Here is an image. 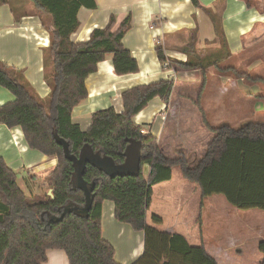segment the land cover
<instances>
[{"label": "trees", "instance_id": "16d2710c", "mask_svg": "<svg viewBox=\"0 0 264 264\" xmlns=\"http://www.w3.org/2000/svg\"><path fill=\"white\" fill-rule=\"evenodd\" d=\"M1 1L15 8L11 0ZM30 1L45 25L49 19L50 42L43 49V58L44 78L51 90L41 97L22 70L0 61V86L15 95L14 101L0 106V123L20 127L30 148L56 156L58 164L44 177L31 174L34 183L23 189L17 173L0 157V264H44L52 249L65 251L69 264H120L114 246L102 234L105 200L114 202L118 221L145 233V250L132 264H218L203 245L193 246L180 233L169 234L148 225L153 189L171 180L174 168L179 167L187 180L199 185L203 198L222 194L237 208L264 210V122L251 121L239 128L228 124L216 127L203 112L206 126L214 133L204 154L193 165L183 153L167 157L157 137L143 133L134 117L156 97L170 101L175 80L168 79L126 89L122 92V112L113 107L100 109L93 113L89 129L83 130L72 114L88 97L86 79L98 71V64L111 56L118 75L139 71L137 59L123 42L132 27L131 15L120 23L112 15L105 27L93 29L87 41L76 43L71 35L80 27L79 11L83 7L97 9V0ZM192 1L199 6V0ZM212 20L215 41L229 55L222 21L217 15H212ZM190 47L193 52L185 49L189 58L177 61L179 67L205 71L213 65L221 73L230 69L218 65L221 57L202 58L193 43ZM156 52L162 63L171 61L161 43ZM54 129L70 143L71 153L79 155L89 143L117 163L124 161L127 139L142 140L140 175L111 178L88 164L84 180L95 182V197L90 210L83 211L84 191L72 190L74 167L56 142ZM145 166L149 171H144ZM49 189H53V197ZM66 207H76L77 213L70 211L61 221L48 224V213L60 216ZM153 219L162 222L160 216ZM258 248L263 254L260 264H264V240Z\"/></svg>", "mask_w": 264, "mask_h": 264}, {"label": "crops", "instance_id": "0c3cea01", "mask_svg": "<svg viewBox=\"0 0 264 264\" xmlns=\"http://www.w3.org/2000/svg\"><path fill=\"white\" fill-rule=\"evenodd\" d=\"M11 2L15 8L10 3L0 2V61L22 70L35 91L41 97H46L51 89L44 78L43 49L50 42L49 19L46 18L45 25L32 2ZM97 4L94 10L85 7L80 9V27L71 35V39L76 43L85 42L93 29L105 27L112 15L117 17L118 23L131 15L132 27L123 42L137 59L139 71L118 75L111 56L98 64V71L86 79L88 97L72 114L73 121L83 130L89 129L93 113L100 109L113 107L117 112H122V92L126 89L162 80H175L170 78L176 70L175 65L172 61L162 63L159 60L156 52L158 43L163 45L170 60L187 61L189 56L185 49L193 52L190 47L193 40L203 45L201 50L196 49L198 56L205 58L214 55L223 60L227 52L221 48L220 42L215 41L212 15L219 16L222 21L230 55L243 53L256 42L264 47V0H199V6L192 0H97ZM214 43L218 44L217 47L204 48ZM192 69L196 73L201 71L203 76L210 72L214 73L213 76L218 75L223 85L228 81L224 71L221 73L213 65L205 71L200 67ZM240 80L245 81L244 78ZM224 90L225 87L221 91ZM183 94L186 98L181 101H173L171 95L168 103L158 97L154 98L134 117V121L145 133L157 137L162 150L164 146L175 147L176 154L188 156L189 147H193L203 136L210 135L211 139L213 132L207 126L205 130L192 128L197 109H201L202 114L204 111L200 105L196 106V101L189 100L192 96L188 92ZM14 100L15 95L0 86V106ZM166 156L169 157L168 154ZM0 157L17 173L18 184L23 189H26L27 184L34 183L28 176H24L26 171L44 177L58 164L56 156H48L30 148L20 127H9L3 123H0ZM164 195L166 202L173 201L170 194ZM209 197H202L203 202ZM181 217L168 224L162 219L161 223H157V228L169 234L180 233L190 243L192 226L187 216ZM102 234L114 246L115 258L120 264H132L145 250L144 231H135L131 225L118 221L115 217V204L111 200H105L102 204ZM203 246L208 252L206 245ZM44 264H69V260L65 251L52 249L48 251V259Z\"/></svg>", "mask_w": 264, "mask_h": 264}, {"label": "rangeland", "instance_id": "374dc122", "mask_svg": "<svg viewBox=\"0 0 264 264\" xmlns=\"http://www.w3.org/2000/svg\"><path fill=\"white\" fill-rule=\"evenodd\" d=\"M193 44L197 50L203 48L197 40H193ZM217 45L214 43L204 48L212 49ZM263 59L264 47L257 42L238 55H224L218 65L230 67L224 71V76L228 77L226 85L219 81L218 75L213 76L214 73L210 71L203 76L201 71L196 73L192 68H180L177 61L171 59L176 69L170 75L176 81L173 101H181L186 98L183 93L188 92L192 96L189 100L196 101V106L202 107L211 126L228 124L239 128L251 121L264 122ZM192 125L194 129L205 130L201 109H197ZM146 129L149 131L148 126ZM211 139L210 135L203 136L193 147H189V155L186 157L191 165L204 154ZM163 152L169 157L177 153L175 147L169 146H164ZM30 175L27 171L24 174L31 179ZM153 190L152 204L147 212L149 226L158 230L154 216H160L165 224L173 223L175 218H182L181 215L187 216L193 232L190 244L206 245L208 253L218 264H260L263 260L258 245L264 240V210L237 208L222 194H215L203 202L199 186L185 179L179 167L174 168L171 181L157 184ZM165 193L173 197L171 203L165 201Z\"/></svg>", "mask_w": 264, "mask_h": 264}, {"label": "water", "instance_id": "95a60500", "mask_svg": "<svg viewBox=\"0 0 264 264\" xmlns=\"http://www.w3.org/2000/svg\"><path fill=\"white\" fill-rule=\"evenodd\" d=\"M53 136L56 142L62 146L65 157L70 160L73 164L74 171L72 175L71 185L72 190L81 189L84 191L86 198V205L80 209L88 212L94 201L95 194L93 190L95 188V182L87 183L84 180L85 170L89 165H92L99 170L103 171L106 175L111 178L116 176H139L141 172V163L144 157L143 155V141L133 138L127 139L128 145L124 152V161L117 163L112 157L102 154L100 151H95L93 147L86 143L80 150L79 155L71 153L70 143L62 138L56 129L53 130ZM144 171H148V167H144ZM48 194L53 195V189L48 191ZM77 208L66 207L64 208L60 216L52 215L48 213V224L51 222L61 221L64 216L74 211L77 213Z\"/></svg>", "mask_w": 264, "mask_h": 264}, {"label": "built area", "instance_id": "2783aa9c", "mask_svg": "<svg viewBox=\"0 0 264 264\" xmlns=\"http://www.w3.org/2000/svg\"><path fill=\"white\" fill-rule=\"evenodd\" d=\"M141 131H142L143 133H145V130H144V129H142ZM145 134H146V133H145Z\"/></svg>", "mask_w": 264, "mask_h": 264}]
</instances>
